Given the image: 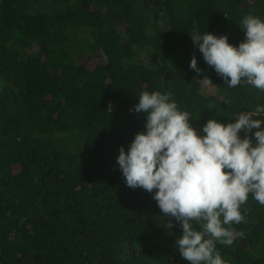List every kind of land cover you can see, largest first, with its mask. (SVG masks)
I'll use <instances>...</instances> for the list:
<instances>
[{
    "label": "trees",
    "instance_id": "1",
    "mask_svg": "<svg viewBox=\"0 0 264 264\" xmlns=\"http://www.w3.org/2000/svg\"><path fill=\"white\" fill-rule=\"evenodd\" d=\"M249 14L264 18V0H0V264H190L182 229L116 157L145 130L129 111L142 91L171 92L197 130L264 105L192 40L238 46ZM241 211L226 227L242 235L217 247L227 264H264V205L249 194Z\"/></svg>",
    "mask_w": 264,
    "mask_h": 264
},
{
    "label": "clouds",
    "instance_id": "2",
    "mask_svg": "<svg viewBox=\"0 0 264 264\" xmlns=\"http://www.w3.org/2000/svg\"><path fill=\"white\" fill-rule=\"evenodd\" d=\"M242 25L245 39L238 46L209 31L192 40L228 87L243 81L264 91V18L249 14ZM189 67L203 74L195 54ZM202 80L214 83L207 75ZM138 100L129 111L145 113V130L116 157L124 182L153 194L167 214L166 228L174 227V218L182 229L175 241L182 258L227 264L217 244L232 245L242 233L226 226L243 220L241 206L249 194L264 205V105L241 111L232 121L209 119L197 130L171 92L145 90Z\"/></svg>",
    "mask_w": 264,
    "mask_h": 264
}]
</instances>
